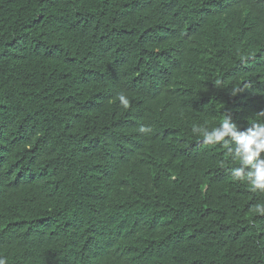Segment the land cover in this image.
Masks as SVG:
<instances>
[{
    "label": "trees",
    "instance_id": "16d2710c",
    "mask_svg": "<svg viewBox=\"0 0 264 264\" xmlns=\"http://www.w3.org/2000/svg\"><path fill=\"white\" fill-rule=\"evenodd\" d=\"M261 110L264 0H0V256L264 264V192L191 131Z\"/></svg>",
    "mask_w": 264,
    "mask_h": 264
},
{
    "label": "clouds",
    "instance_id": "9594fccd",
    "mask_svg": "<svg viewBox=\"0 0 264 264\" xmlns=\"http://www.w3.org/2000/svg\"><path fill=\"white\" fill-rule=\"evenodd\" d=\"M241 91L235 89L230 95L235 97ZM118 99L122 107L129 108L130 101L124 93H120ZM257 116L259 120L242 129L232 115L225 112L222 122L211 130L205 125H193L191 131L202 137L204 145H220L226 150L233 164L229 172L235 181L246 183L253 192H264V110ZM138 131L147 135L152 129L140 125ZM256 211L264 215V205H257ZM0 264H7V259L0 256Z\"/></svg>",
    "mask_w": 264,
    "mask_h": 264
}]
</instances>
